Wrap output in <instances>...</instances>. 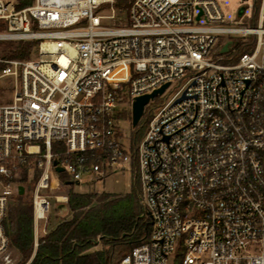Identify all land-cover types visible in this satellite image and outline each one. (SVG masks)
I'll list each match as a JSON object with an SVG mask.
<instances>
[{
	"label": "built area",
	"instance_id": "1",
	"mask_svg": "<svg viewBox=\"0 0 264 264\" xmlns=\"http://www.w3.org/2000/svg\"><path fill=\"white\" fill-rule=\"evenodd\" d=\"M115 1L0 0V40L38 41V58L3 60L14 90L0 104V261H13L5 222L20 185L32 187L35 255L61 166L78 183L137 169L152 231L117 264H264V0L257 24L237 27L221 0H129L123 15ZM224 34L255 45L222 63ZM180 80L125 147L120 106Z\"/></svg>",
	"mask_w": 264,
	"mask_h": 264
},
{
	"label": "trees",
	"instance_id": "2",
	"mask_svg": "<svg viewBox=\"0 0 264 264\" xmlns=\"http://www.w3.org/2000/svg\"><path fill=\"white\" fill-rule=\"evenodd\" d=\"M32 1L20 0L19 7L28 6ZM115 5L127 8L130 6L129 0H116ZM258 5L259 0H256L254 25L258 21ZM5 27L0 21V30ZM37 44L38 41L35 40H21L7 59H28L33 46ZM253 47L246 45L241 47V50H235V53L238 50L240 52L229 55L225 63L237 62L244 52ZM6 65L5 62L0 63V71ZM126 113L127 111L123 112L120 117ZM151 115L149 108H146L141 121L134 128L131 144L133 148L138 146L145 135ZM60 149H64L61 143L53 146V152ZM39 174L37 172L35 181ZM58 176L61 181L68 183L64 172H58ZM138 180V177H135L131 191L119 196H112L108 192H75L71 189L68 204L72 217L62 220L40 237V243L29 264H117L134 247L148 241L152 222L148 217L142 216V207L137 195ZM14 197L9 206L5 227L11 245L21 255L19 264H26L34 253L33 206L27 193H18ZM99 239L104 247L89 251L97 246Z\"/></svg>",
	"mask_w": 264,
	"mask_h": 264
},
{
	"label": "rangeland",
	"instance_id": "3",
	"mask_svg": "<svg viewBox=\"0 0 264 264\" xmlns=\"http://www.w3.org/2000/svg\"><path fill=\"white\" fill-rule=\"evenodd\" d=\"M222 6L225 11V16L228 21V23H224L223 25H228L231 27H237V26H255L253 23V19L256 16L255 11V2L256 0H248L244 2L243 0H221ZM258 5V15H259V7ZM248 4L253 5V8H249ZM245 5V10L242 15H239V7ZM119 8H122L123 11H120V15L125 14L128 11V8L125 6H121ZM98 10H101V14H110L111 12V4L108 2L103 3ZM247 15L246 18H243L244 15ZM241 16H243L241 18ZM114 24H118V21ZM232 41V44L230 46V50L227 52L221 51V44ZM20 43L19 40H10V39H2L0 40V63L4 62L3 60H6L8 58V55L17 48V45ZM255 44V36H247L242 37L239 34H224L220 37V42L216 45L214 49L213 56L222 63L226 62V59L229 57V55H233L235 53V50L240 49L243 46H254ZM238 50L236 53H239ZM235 53V54H236ZM234 54V55H235ZM30 58H38V51H37V45L33 46L32 51L30 53ZM2 71H0V104L9 103L12 100L13 96V90H14V78L13 76H1ZM184 80H180L177 83L174 84L173 87H171L166 93L163 95H158L154 98V101L150 103L147 108H149V112H151V117L153 118L154 115L160 110L166 103L171 99V97L175 94V92L181 87ZM127 110V113L125 116L122 117L121 121V141L123 145L127 148L131 149L132 144V136L134 128L132 125V110L129 105V103H123V105L120 106ZM148 130V126L146 128V131ZM133 148V147H132ZM134 149V148H133ZM64 174L67 177L68 183L62 181V185L57 188L56 190H50L49 193L52 195V202L53 207L50 213L49 217V223H48V229L54 228L59 222H61L64 219H70L72 217V212L70 210L68 199H69V192L71 189H73L75 192H97L99 194L103 192L111 193L112 196H119V195H125L129 193L132 189L135 177H138V171L136 168H133L131 171H118L113 172L106 177L99 178L94 175H85L83 181L81 182H70L72 181L70 176L63 171ZM59 178L58 172H53V178ZM61 180V179H60ZM35 179L32 180L30 183L33 185L35 183ZM74 184L73 186L71 185ZM141 191V183L140 179L138 180L137 184V195L139 199V192ZM29 195V194H28ZM62 196H67V199H63ZM15 199V197H13ZM65 204L64 207L61 209V204ZM140 203V199H139ZM141 205V204H140ZM142 216H143V210H142ZM145 217V216H143ZM104 247V244L101 242V240H98L97 246L93 247L89 251H94L97 249H101ZM12 258L13 261L10 264H19L21 255L20 253L13 248L12 249ZM33 258H30V260L26 263L29 264ZM0 264H3L0 261Z\"/></svg>",
	"mask_w": 264,
	"mask_h": 264
},
{
	"label": "water",
	"instance_id": "4",
	"mask_svg": "<svg viewBox=\"0 0 264 264\" xmlns=\"http://www.w3.org/2000/svg\"><path fill=\"white\" fill-rule=\"evenodd\" d=\"M245 10L244 6H240L239 7V15H242L243 12ZM200 18V14L198 15V19ZM232 41H230L229 43L225 44L224 47L222 48V52H227L230 50L229 44ZM169 85V83L164 84L163 86H161L160 88H157L156 90L152 91L151 93H145V94H141L138 95L136 97L133 98L132 101V125L133 127H136L139 122L141 121L144 113H145V109L146 106L149 104V102L154 99L156 96L162 94L166 87ZM54 165H56V161H54ZM56 172H63L64 168L61 166H56L55 167ZM70 182H74V181H70ZM32 187H26L24 185H20L19 186V193L20 194H24L26 192V190H31ZM61 209L62 207L65 206V204H61Z\"/></svg>",
	"mask_w": 264,
	"mask_h": 264
},
{
	"label": "crops",
	"instance_id": "5",
	"mask_svg": "<svg viewBox=\"0 0 264 264\" xmlns=\"http://www.w3.org/2000/svg\"><path fill=\"white\" fill-rule=\"evenodd\" d=\"M53 229V228H52ZM51 230V229H50ZM49 229H48V231H50Z\"/></svg>",
	"mask_w": 264,
	"mask_h": 264
}]
</instances>
